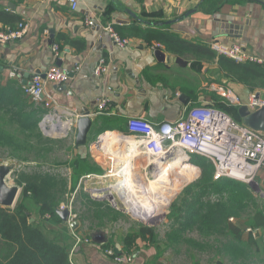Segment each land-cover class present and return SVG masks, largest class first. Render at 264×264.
Listing matches in <instances>:
<instances>
[{"label":"crops","instance_id":"obj_1","mask_svg":"<svg viewBox=\"0 0 264 264\" xmlns=\"http://www.w3.org/2000/svg\"><path fill=\"white\" fill-rule=\"evenodd\" d=\"M202 1L204 0H78L77 9L73 10L68 0H0V10L18 15L28 25V33L24 38L0 44V72L4 82L16 81L23 89L31 81L33 73L44 74L61 61V68L68 71L69 80L62 85L48 86L55 110L60 114L67 111L81 118L89 113L93 120L87 146L78 148L75 145L76 119L71 135L58 139L72 141L65 161L69 163L77 155L100 161L99 155L104 150L90 148V143L102 128L105 132L99 135L101 137L107 132L119 135L128 133V122L133 118H143L152 124L174 123L185 118L192 108L211 105L216 98H222L212 90L211 85H223L231 89L242 105L248 104L252 95L264 90L259 87L252 89L227 77L220 71L223 69L215 53L210 57H177L165 52L157 44L152 47L141 39L131 37L133 28H154L153 23L158 22H154L150 15L160 14L159 20L162 22H174L163 30L175 33L195 45L209 48V44L215 40L228 45L242 44L249 53L264 60V0H219L218 5L211 4L206 6L205 12H200ZM216 9L218 10L215 11ZM88 19L94 20L96 25L88 27ZM108 25L117 33L120 32L122 37L129 39L131 45L118 48L104 31ZM8 30L6 25L0 23V32ZM55 45L60 51L58 59L53 52ZM159 52L160 56L157 54ZM101 60H105L108 71L97 78L94 73ZM261 66L264 68V65ZM13 71L17 74L15 78L10 77ZM261 80L264 82V78ZM24 95L21 98L24 102L15 112L25 119L33 115L31 122L37 117L41 118L35 132L46 135L41 124L50 110L40 105L45 113L36 116L35 111L40 106L25 93ZM103 99L108 101L105 110L100 113L99 103ZM231 107L238 110L240 108L234 105ZM238 116L243 124L239 113ZM238 116L236 114L235 119ZM69 118L71 116H63L64 121ZM3 120L9 128L3 127L15 139L26 134L17 124L11 123L10 115L2 118ZM4 160L8 162L7 165L13 164L9 158ZM66 162L67 181L71 187L72 169ZM50 169L63 171L60 166H51ZM81 185L80 178L75 192ZM253 186L247 185L251 195L247 198L250 204L246 209V228L238 225L239 220L233 221L245 230L243 241L249 258L233 262L217 254L213 264H264V227L253 230L249 226L257 214L262 213L264 216V168ZM70 214L69 220L72 211ZM247 228H251L253 232L246 231ZM77 230L73 229L75 237L80 232ZM250 237L255 241L253 244L248 243ZM117 247L121 252L115 256ZM100 248H103V244H100ZM83 249L89 252V245H85ZM217 250L216 243L214 252L217 253ZM82 251L84 252L78 245L72 247L70 257L73 264H125L126 261V264H148L141 259L142 253L135 251L127 254L121 246H110L103 250L97 261L93 257L86 263L82 256L73 261V256L82 255Z\"/></svg>","mask_w":264,"mask_h":264},{"label":"trees","instance_id":"obj_2","mask_svg":"<svg viewBox=\"0 0 264 264\" xmlns=\"http://www.w3.org/2000/svg\"><path fill=\"white\" fill-rule=\"evenodd\" d=\"M219 2V0H204L199 6V11L205 12L206 6L218 5ZM150 16L152 20L154 19V22H158L153 23L155 24L154 28L146 30L133 28L131 37L141 39L152 47L157 44L165 52L177 57H210L214 55L208 47L195 45L180 38L175 33L163 30V28L171 26L174 22H162L159 20L161 18L160 14ZM21 22V17L18 15L0 10V23L6 25L9 30H15ZM118 33L122 37L120 32ZM219 65L223 69L220 71L234 81L247 85L252 89L264 88V82L260 81L264 78V68L261 65L253 63L236 64L223 57L219 58ZM23 95L22 86L16 81L4 82L3 74L0 72V153L3 160L4 157L10 158V156L17 157L21 161L29 160L28 156L22 157L19 154L20 151L28 150V140L31 135L24 138V141L19 144L18 140L3 127L7 124L4 120L2 121V118L4 119V117L10 115L11 123L17 124L21 131L23 130L26 134H34L32 132L38 129L41 118L37 117L35 121L31 122L33 115L25 119L24 116L15 112V109L24 102L21 100ZM226 105L229 106L222 98H216L210 106L228 114L229 110ZM37 108L35 111L36 116L45 113L41 106ZM234 109L238 110L237 108ZM235 121L241 123L239 116ZM104 132L103 128L100 129L97 136ZM35 133L37 138L41 137V135H38L39 133ZM7 153L8 157H6ZM66 164L72 169L71 189L73 191L84 174L102 172L101 168L91 163L88 157L83 158L81 155L75 156L71 162H66ZM190 164L193 166L186 164L185 168L189 172L194 171L197 173L200 169L201 176L194 185L185 188L181 205L173 210L172 218L175 227H173L169 237V245L174 247L185 243L191 247L203 248L197 241L184 240L185 238H183L185 230L197 229L204 238H210L214 235L219 236L216 241L218 255H223L233 262H237L242 258L248 259L246 243L243 241L245 230L231 222L230 219L235 220V218L239 219L241 217L246 207L242 203L251 195L249 188L246 184H239L230 179L214 181V166L210 160L204 157L192 155ZM58 184L61 186L56 179L40 175L32 177H24L23 175L17 181V186L23 187L20 202L14 209L0 207V264H73L70 257L73 246L63 240L60 232L51 239L40 228L49 223L51 226L63 225L61 217L57 214V210L60 208L59 201L53 193V189ZM64 185L67 184L64 183ZM213 196H218L219 200L213 202L211 200ZM89 204L97 210L102 208V204L92 198L88 201V207ZM34 213H36L37 219L31 222L34 219ZM249 226L253 230L264 227L263 214H257L253 219V223ZM156 238L153 229L141 227L137 232L127 236L124 251L131 254L134 252L132 250L138 241L149 243L154 242ZM254 242V239L250 237L248 243L253 244ZM110 245L103 244V247L108 249ZM208 245L212 248L211 250H214V247L209 243Z\"/></svg>","mask_w":264,"mask_h":264},{"label":"rangeland","instance_id":"obj_3","mask_svg":"<svg viewBox=\"0 0 264 264\" xmlns=\"http://www.w3.org/2000/svg\"><path fill=\"white\" fill-rule=\"evenodd\" d=\"M210 71L212 73L214 72V70ZM226 106L229 110L228 115H230L234 120H236L235 118L237 112L235 111V109L232 108L230 105ZM6 127L9 128V126ZM9 131L12 132V129H9ZM32 133L34 134L27 133L23 136H19L20 138L17 139L20 144L21 141H24V138L31 135L28 140V150L20 151L21 153L19 154L22 157L28 156L29 160L21 161L17 157L10 156L9 158L8 153L6 155V157H8L10 161H12L13 164L16 165V167H20L18 171L14 173L13 182L15 185H17V181H19V179H21L23 175L24 177L40 175L49 176L52 179H56L58 183L61 184V186L58 184V186L53 189V193L56 199L59 201L60 206L71 205V219L63 227L55 225L51 226V224L49 223L45 226H41L40 228L47 235V237L51 239L54 238L60 230V234L62 235L63 239L67 240L68 243H71L73 248L78 245L82 250H84V252L82 251V255L77 254V257H75L76 255H74L73 261L77 260L78 256H82L81 258L86 263H89V260L93 257L94 260L97 261L101 257L100 254L103 252V250H105L104 247L100 248V244H111L110 246L115 247L121 246L124 249L125 240L129 234L137 232L141 227H147L154 230L157 238L154 242L149 243L138 241L134 245L132 251H139L140 253H142L141 259H144V261L148 264L150 262L151 264H213V260L216 259L215 256H217L218 253H215L214 250H211L212 248L209 247L208 243L212 247H215L216 241L219 238V236L217 235H214L210 238H204L197 229H188L185 230V232L183 233V238H185L184 240H195L203 248L191 247L190 245L185 243L178 244L174 247L169 245V237L171 235L173 227H175L174 220L172 218L173 210L175 207L181 205L184 197L183 193L185 191V188L194 185L199 180L201 176V171L198 167L197 168L199 169V173L194 171H192L191 173H187V171L189 170H187L186 168L169 169V166L166 165H171L174 161L168 158L165 161L161 160L164 166L161 165L156 170L155 165L151 164L150 161H148V157H146L145 155H140V153H142V150L140 148L137 149V145L125 144L120 145L121 147L118 145L116 147H120L121 149L117 150L116 152H107L106 150H104L102 151L101 155L98 154L100 161H95L92 157H90L91 155L89 156L91 163L96 164L98 167H100L102 172L98 174H84L81 179H85V177L89 175L93 176L91 179H89V181L88 179L84 180L81 185L82 187L80 186L78 188V191L75 192V190L73 191L69 186V182L67 181L69 180L68 172L66 173L65 170V160L68 159L67 150L69 149V147L72 146V141H59L58 139L61 138L54 136L49 137L41 132L39 134L37 133L39 136L41 135L40 138H37L36 133ZM100 137L101 136H97L96 138H94L93 141H91L90 148H101L100 145L104 138L100 143H98ZM112 148L113 147H111L110 149ZM136 149L138 150L137 154L139 155L135 154L137 152ZM117 152H119L122 157L124 155H127V157L125 159H122L118 156H113L109 154ZM0 157H3L1 153ZM111 158L115 160V175L104 179L95 177L94 175L101 177L107 176L108 171L110 170V166L113 165L112 161L110 160ZM120 159H122L123 161ZM119 161L122 162V168L125 166L131 167V173L129 174L127 180H132V184H134V182L138 183L139 180L142 181L143 184L141 183V185L143 186L144 190L141 191L140 189H138L137 191H132V201L137 199L143 200L151 211L158 212L157 216L153 212L154 218L152 220L147 221V218L143 219L141 217L129 214L126 211L129 210V208L125 206V201H123L127 195H125L122 200V195L117 193V191H110L113 196V199L116 200L117 206H113L112 202L105 201L100 202L102 204L101 210L92 208L90 204L88 207V201L91 200L92 196H103V194L92 191H100L103 189H107V187L109 186H118L122 181H125V178L121 176L120 170L118 169ZM186 163L192 165L189 162ZM51 166H60L63 171L60 172L59 170H52L53 167L52 169H50ZM127 170L129 169L127 168ZM165 172H167V176L165 175ZM158 177L161 180L166 177L164 179V183L167 178L169 179L167 180L168 185L164 184L165 186L163 185V188L159 192V198L157 197V195L149 193L151 182L157 180ZM178 178H180V181H178ZM63 182L67 185L65 186ZM239 184L241 183L239 182ZM20 189L21 192L19 194L16 205L18 204V202H20L22 198L23 188L21 187ZM85 190H88L89 193ZM211 200L213 202H216L219 200V197L213 196ZM160 202L162 204V208L160 206ZM249 204V201L246 199L242 203V205L246 207L245 210H243L241 217L239 219L235 218L236 222L237 220H239L238 225H240L242 228H246V209L247 207H249ZM16 205L11 209H14ZM159 207L160 209L157 210V208ZM134 213H139L142 215L148 214V217H150L149 213L143 214L140 213V211H134ZM35 214L36 213H34L33 222L37 219ZM71 224H76L75 229H78V231H80L79 234H77L76 236L81 241L80 243H78L77 238L73 235L74 232L71 227ZM99 236L102 237V240H97ZM85 240H88V242H85ZM137 244L140 245L141 248ZM85 245H89V252H87L86 249H83ZM115 252V256H118L121 250L117 247V249H115ZM150 254L151 256H149ZM126 262L124 263L126 264Z\"/></svg>","mask_w":264,"mask_h":264},{"label":"built area","instance_id":"obj_4","mask_svg":"<svg viewBox=\"0 0 264 264\" xmlns=\"http://www.w3.org/2000/svg\"><path fill=\"white\" fill-rule=\"evenodd\" d=\"M73 10L77 9L78 0H68ZM88 27H93L96 22L92 19L86 21ZM104 31L109 34L114 44L118 48H126L131 45V41L122 38L116 30L108 25ZM28 33V25L24 22L18 24L15 30L0 32V44H8L24 38ZM160 48V46H158ZM210 50L217 57H223L236 64L253 63L264 65V60L249 53L242 44L228 45L218 40L209 44ZM55 58L60 57L59 47L53 46ZM108 71L105 60H101L100 65L95 70L97 78L103 76ZM16 72H11L10 77L15 78ZM69 80L67 70L54 66L44 74L33 73L31 81L24 87V93L37 105L50 110L43 118L41 127L47 136L67 138L71 135L75 127L74 119L78 121L80 116L67 111L57 112L54 108L53 100L48 92L50 85H62ZM220 97L230 106H243L234 92L223 85H211ZM107 99L99 103V112L106 108ZM251 112L264 108V90L250 97L246 104ZM54 108V111H53ZM60 111V110H59ZM71 116L66 121L63 116ZM73 119V120H71ZM59 125V128L56 126ZM53 132V133H52ZM129 136L142 150L140 155L148 158L165 161L170 158L173 152L184 154L186 162L190 163L192 155H198L210 160L214 166V181L230 179L246 185L253 186L259 172L264 168V133L257 132L251 128L235 121L226 112L210 105L192 108L185 118L174 123L152 124L143 118H133L128 122V133H121ZM102 137L99 138L101 142ZM113 165L110 166L107 176H96L97 178H107L114 176V159H110ZM8 162L0 157V165H7ZM13 163V162H12ZM31 165V164H27ZM127 166L123 167L124 169ZM20 167L12 171L6 182L15 186L13 182L14 173ZM123 169V170H124ZM93 175L82 179L89 181ZM72 211L71 205H63L60 209ZM233 222V219H230ZM246 231L253 232L251 228ZM78 243L80 240L77 238Z\"/></svg>","mask_w":264,"mask_h":264},{"label":"bare ground","instance_id":"obj_5","mask_svg":"<svg viewBox=\"0 0 264 264\" xmlns=\"http://www.w3.org/2000/svg\"><path fill=\"white\" fill-rule=\"evenodd\" d=\"M56 128H59V125H57L56 126ZM53 133V132H52ZM103 138H104V140H103ZM103 140V141H102ZM101 149L102 150H106L107 152L109 151H111V152H116L117 150H119V149H121L120 147V145H125V144H135V145H137V143H135L129 136H126V135H119V134H116V133H111V132H107V133H105V135H103V137H102V139H101ZM120 146V147H116V146ZM134 146V145H133ZM111 147H113L112 149H110ZM139 148V146L137 145V149ZM110 149V150H109ZM136 149V153L135 154H137L138 153V150ZM140 151V150H139ZM122 153H124V152H122ZM110 155H113V156H118L119 158H122V159H125L126 157H127V155H124L123 157L120 155V153L119 152H117V153H109ZM109 155V156H110ZM123 155V154H122ZM137 155H139V154H137ZM135 157H137V156H135ZM122 159H120V160H122ZM149 160L148 161H150V163L151 164H154L155 165V167H156V170H157V168H159L161 165H163L164 166V164L161 162V161H159V160H157V159H152V158H148ZM169 159H171V160H173L174 162L170 165H166V166H169V169H175V168H185V165L187 164L186 163V157L184 156V154H181V153H178V152H173L171 155H170V158ZM123 161V160H122ZM122 162L121 161H119V163H118V165H119V167H118V169L120 170V174H121V176H123L125 179V181H122L118 186H109V187H107V188H110L111 189V191L113 192V191H117V193H119L120 195H122L121 196V199L123 200V197L125 196V195H127L126 196V200L124 199L123 201H125L124 202V204H125V206H127L128 208H129V210L130 211H133V212H130L129 210H126L129 214H131V215H134V216H137V217H141V218H143V219H146L147 218V221H150V220H152L153 218H154V214H153V212L155 213V215L157 216V213L158 212H155V211H151L150 210V208H148V206L146 205V203H145V201H143V200H140V199H137V200H134V201H132L133 200V197L131 196V193H132V191H137L138 189H140L141 191H143L144 190V188H143V186L141 185V183H142V181H138V183L137 182H134V184H132L131 183V181L132 180H127V178H128V176H129V174L131 173L130 171H131V167H126L125 169L124 168H122V164H121ZM125 166V165H124ZM129 166V165H128ZM162 166V167H163ZM127 168L129 169V170H127ZM124 169V170H123ZM165 170V169H164ZM119 172V171H118ZM117 173V172H116ZM187 173H191V172H189V171H187ZM165 175L167 176L168 174H167V172H165ZM165 175H163V176H165ZM132 176V175H131ZM166 178V177H165ZM164 178V179H165ZM164 179L163 180H161L159 177L157 178V180H155L154 182H151V187H150V190H149V193H151V194H155V195H157V197L159 198V192L161 191V189L163 188V185L165 184V185H168L167 183H168V181L167 180H169L168 178H167V180L165 181V183H164ZM108 180H110V179H108ZM113 180V179H112ZM171 180H172V178H171ZM104 181V180H103ZM178 181H180V178H178ZM110 183V182H109ZM143 184V183H142ZM164 185V186H165ZM169 185H170V183H169ZM170 187V186H169ZM103 190H106V189H103ZM152 196H154V195H152ZM157 199V198H156ZM158 200V199H157ZM113 201V203L117 206V203H116V200H112ZM159 201V200H158ZM148 202V201H147ZM160 206H161V208H162V204H161V202H160ZM158 209H160V207L159 208H157V210ZM155 210V209H154ZM134 211H140V213H143V214H147V213H149V216L150 217H148V214L147 215H142V214H139V213H134ZM151 211V212H150ZM153 223H155V222H153Z\"/></svg>","mask_w":264,"mask_h":264},{"label":"water","instance_id":"obj_6","mask_svg":"<svg viewBox=\"0 0 264 264\" xmlns=\"http://www.w3.org/2000/svg\"><path fill=\"white\" fill-rule=\"evenodd\" d=\"M158 56L161 53H157ZM58 67H62V62H57ZM238 113L243 120V124L254 131L264 133V108L259 109L255 112H251L246 105L239 108ZM93 127V120L88 114H84L82 118L77 121V136H76V147H85L89 142V134ZM16 169L15 164L10 165H0V207L11 209L13 208L18 200L21 189L18 186H11L6 182L8 175ZM111 189L106 190H94L92 192H97L103 194V196H92V199L99 202H112L113 206V196L110 193ZM108 193V194H107ZM57 214L61 217L63 225H66L70 218L69 210H57ZM33 222V219L31 220ZM73 229L76 228V224H71ZM97 240H102L99 236Z\"/></svg>","mask_w":264,"mask_h":264}]
</instances>
